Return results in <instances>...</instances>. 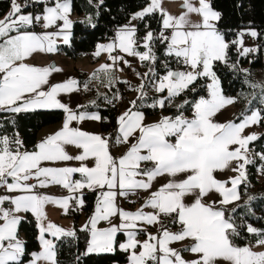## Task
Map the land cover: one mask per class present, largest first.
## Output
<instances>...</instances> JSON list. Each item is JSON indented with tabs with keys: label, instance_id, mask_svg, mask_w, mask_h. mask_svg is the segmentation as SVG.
<instances>
[{
	"label": "snow or ice",
	"instance_id": "snow-or-ice-1",
	"mask_svg": "<svg viewBox=\"0 0 264 264\" xmlns=\"http://www.w3.org/2000/svg\"><path fill=\"white\" fill-rule=\"evenodd\" d=\"M103 3L98 0L97 7ZM36 4L43 6L41 12L25 11ZM182 9L172 14L163 7V0H147L108 43L97 45L93 55L106 54L108 60L92 78L102 74L101 83L108 88L127 83L115 74L123 71L121 64L131 66L126 56L136 57L148 65L147 72L137 73L141 83L133 90L139 93L138 99H147L149 88L158 94L147 107L163 110L171 106L185 92H195L197 81L204 78L210 81L207 96L191 103L186 99L175 105L174 114L151 123H145L144 112L133 100L116 118L113 139L79 126L85 121L104 122L99 111L89 110L96 107L95 101L73 108L60 99L91 90L89 83L82 85L74 77L52 83L53 74L63 69L27 62L35 53H55L61 44L71 46L72 0H25L23 4L11 0L10 11L0 19V264H60L58 242L65 237L79 239L77 232L85 234V247L73 264L117 251L126 254L127 264H264V250H256L264 249V229L238 223L237 208L228 207L241 199L240 186L248 183L250 165L259 161L264 174V151L251 147L262 137L255 132L246 134V129L264 125V83L248 80L249 70L239 63L260 51L258 45L247 46L245 37H264L249 28L227 39L217 27L221 13L213 8L212 0H182ZM156 15L160 16L159 31L145 24L144 35L138 37L132 21ZM86 22L96 27L91 17ZM37 24L43 31L34 30ZM156 44L164 46L163 55L172 58L178 68L165 62V73H156ZM232 48L236 61L229 55ZM216 63L244 75L253 99L259 92V107H251L249 101L247 111L235 120L215 119L238 99L224 94ZM104 99L114 105L121 97L109 99L105 94ZM186 106L190 117L185 115ZM38 110H60L64 120L59 130L29 150L19 133L9 135L5 125L15 124L9 117ZM113 143L127 145V150L116 157L111 151ZM76 175L80 178L74 179ZM161 178H165L162 183ZM51 186H61L68 195L54 197L39 191ZM85 190L97 194L96 203L79 229H66L48 220L45 209L49 204L60 207L65 215L82 210ZM141 191L147 196L136 211L117 203L118 197ZM29 214L37 222L39 251L29 252L20 236ZM150 227L155 231H148ZM242 230L256 237L254 244L235 243ZM121 234L125 239L119 238ZM141 235L145 238L140 239Z\"/></svg>",
	"mask_w": 264,
	"mask_h": 264
},
{
	"label": "trees",
	"instance_id": "trees-1",
	"mask_svg": "<svg viewBox=\"0 0 264 264\" xmlns=\"http://www.w3.org/2000/svg\"><path fill=\"white\" fill-rule=\"evenodd\" d=\"M147 0H104L102 5L98 4V0H72V9L77 13H94L96 15L95 25L91 27L88 23L82 20L75 19L72 27V43L71 46L60 45L62 51L71 57H75L83 52L90 51L98 40L108 39L113 37L117 27L123 25L138 9L142 8L146 4ZM11 0H0V16L10 6ZM37 5V4H36ZM34 5V10L36 8ZM213 8L221 13V19L217 24V27L226 34V38L229 40L235 39L236 34L244 28L256 27L260 32L264 28V0H212ZM26 10V9H25ZM98 13V15H97ZM145 24L149 25L154 31L160 29V16L146 17L143 21H137V36L142 37L145 32ZM239 29V31H238ZM155 53L157 61L155 69L157 73H165L166 69L163 67L167 62L171 68H178L179 66L170 57H165L164 46L156 44ZM230 58L232 61H236V49L230 50ZM251 65H260V56L250 60V57L242 58L239 63L240 66L249 63ZM215 70L219 77L223 91L225 95H235L238 98V105L242 96L241 92L246 89L247 86L244 83V75L239 72H233L230 67H227L221 63L215 64ZM242 68V67H241ZM208 79H200L196 84L195 92H185L178 97L180 103L184 100L193 102L199 96H207ZM175 105L172 104L165 109L172 115L175 112ZM259 107V105H253ZM99 110L100 114L105 117L103 123H101L102 129H110L109 136H115L116 134V115L117 108L114 105H99L94 107ZM91 108V109H94ZM249 107L237 108L231 117V120H235L242 112L247 111ZM144 110L147 113H152L158 109L145 107ZM63 112L60 110H38L31 113H20L14 117H9L15 121V124H6L5 131L10 135L15 130L19 133L20 138L23 139L25 147H32L36 140V133L42 126L57 122L63 117ZM185 115H190V108L186 106ZM262 129L258 132L262 138L251 145L255 152L264 151V125H261ZM250 165L248 167V183L247 185L240 186L241 199L235 204L229 205V209L237 208L235 213V219L238 223L252 224L256 227L264 229V191L253 192L251 186L259 182L258 179V166ZM85 206L83 207L85 212H89L93 206L96 193L91 191L84 192ZM249 197L255 199L249 200ZM74 218V225L76 229L78 226L77 211L69 212ZM175 229V228H174ZM20 232L24 234V240L26 241L27 250L29 252L36 251L39 243L37 239V226L36 220L30 214L27 215L25 223H22ZM79 239H73L70 237L62 238L57 246L59 249L58 259L60 264H73L74 257L78 252H83L85 247V234L77 232ZM121 237V236H120ZM256 240V237L251 234H247L242 230L241 236L236 238L235 243L242 245ZM127 261L125 253L117 251L115 254H106L100 256H89L82 259L81 264H112L113 262L123 263Z\"/></svg>",
	"mask_w": 264,
	"mask_h": 264
},
{
	"label": "crops",
	"instance_id": "crops-1",
	"mask_svg": "<svg viewBox=\"0 0 264 264\" xmlns=\"http://www.w3.org/2000/svg\"><path fill=\"white\" fill-rule=\"evenodd\" d=\"M181 2H182V0H163V7L168 12H170L172 14H179V13H181L179 10V8L182 7ZM19 3H20V0H19ZM42 7H43L42 5L37 4L35 10L34 9L31 10L30 8H27L25 11L39 13L42 11ZM139 10H141V8L138 9L137 11H139ZM9 11H10V6L5 11V13L0 16V19H2L4 17V15L6 13H8ZM134 13H132V14H134ZM88 17H91L92 23H95L96 15L94 13H77L72 9L71 19L73 21L75 19H79V20H82L85 23H87L86 21H87ZM193 19H198V17H193ZM128 23H129V19L123 25L128 24ZM132 23L136 25L137 21H132ZM119 27L116 28L115 32L117 31V29ZM52 30L53 29H49V31H52ZM35 31L41 32V31H43V29L41 28L40 30H35ZM71 31H72V29H71ZM112 38L113 37L108 38V39L98 40L95 43V45L90 49V53L92 54L91 56H89L85 52H83V53H81L75 57H71V56L66 55L62 51V49L59 48V51H57L55 53H39V52L35 53V54H33V56L31 58H29V60L27 62L30 64L38 65V66H47V65L55 64L59 68L63 69L62 72L53 74V76L51 78L52 83L64 81L69 77L76 78L78 81L81 82L82 85H83V83H89V87L91 89L89 91L73 92L71 95H62L60 97V99L63 102L69 103L73 108H75L77 104L89 105L93 101H95L96 106L105 105V103H107V102L104 99V95L107 94L108 98H112L113 95H119L121 97V99H119L115 105V107L117 108L116 118L118 117V115L121 112H123L127 107L130 106V102L133 100L137 101V104H138L140 111L144 112L145 123L154 122V121L158 120L162 115H171L166 109H163V110L158 109L157 111H154L152 113H147L144 110V108L147 107V105L152 102L153 97L157 96L158 94L155 93L151 88H149V89H146L147 99H145L144 101H140L138 99L139 93L137 91L133 90L136 86H138L141 83V80L137 76V73L147 72L148 71V65L145 62L139 61L138 58H136V57L126 56V59H128L130 61L131 66L129 67L127 65L121 64L120 68H122L123 71H118L115 74L118 80L126 81L127 84L131 86V89H129L128 92L121 93L117 87L118 83L115 84V86L112 88L106 87L105 84L101 83V79L103 78L102 74L100 76H98V78H96V79L92 78V74L94 72H97V70L100 68V66L108 60V56L106 54H102L100 57H95L93 55V53L96 51L98 44H106ZM140 50L143 51V48H141ZM155 71H156V69H155ZM156 73H157V71H156ZM157 74L162 76L164 73H157ZM209 82L210 81L208 80L207 84ZM130 86H129V88H130ZM226 96L237 98V96H235V95H226ZM198 98H196V99H198ZM173 104H180V100L178 99V97L174 100ZM236 107L238 108V99H237V102L235 104H232V105L225 107L219 114H217L215 119L219 122L230 121L232 115L234 114V112L236 110ZM254 108H256V107H254ZM89 110L90 111H99L96 108L89 109ZM190 116H191V111H190L189 117ZM63 120H64V114H63V117L61 118V120H59L57 122L46 124V125L42 126L41 128H39L37 133H36V140H35L34 145L36 143H38L40 140L44 139L47 135L52 134L55 131L59 130V128L62 126ZM74 126H76V125H74ZM79 126L82 127L86 131L99 132V133L104 134L100 122L85 121L82 125H79ZM261 129H262V127H260V126H253V127L246 129V134L251 133V132H255L257 134V130L260 131ZM14 132H17V131L15 130ZM105 136H109V135H105ZM114 137L115 136H113V139H114ZM34 145L32 147H26V148H28L30 150L34 147ZM127 147H128L127 145H116L113 143L112 148H111L112 154L114 156L118 157V156L122 155L127 150ZM69 151L74 153L76 150L74 148H69ZM228 175H230V173ZM79 178H80L79 175L74 176V179H79ZM220 178H225V177L221 176ZM164 179L165 178H161V180L159 182L160 183L164 182ZM32 182H35V181H32ZM39 191L41 193L49 194V195H52L54 197H61V196L68 195V194L61 193L58 190L57 186H51V187H48L45 189H39ZM86 191L87 190H85L84 192H86ZM96 196H97V194H96ZM96 196H95L93 206L88 213L85 212L84 209L77 211V212H79L78 220H77L79 227L82 224H84L87 221V219L89 218V216L93 213L94 205L96 203ZM146 196H147V193L141 191V192L137 193L136 195H131L127 198H119L118 197L117 203L121 207H123L124 209L134 212L141 207V205L144 202V198H146ZM45 210H46V213L48 216V220L55 222L57 225L63 226L66 229H71V228L75 227L73 216L70 213L67 215L63 214L62 209L60 207L53 205V204H49L46 206ZM36 226H37V222H36ZM101 226H106V225L102 224ZM254 227H256V226H254ZM256 228L261 229L259 227H256ZM173 230H175V229L173 228ZM148 231L154 232L155 229L150 227L148 229ZM20 236H22V238L24 239V234L22 232H20ZM37 236H38V227H37ZM119 238L121 240L125 239L123 234H121V237H119ZM144 238L145 237L143 235L140 236V239H144ZM38 243H39V241H38ZM248 243L254 244L255 240L248 242ZM243 245L244 244H242L240 246H243ZM182 246L183 245H181V244H174L173 245V247H177V248L182 247ZM39 250H40V244H39L38 249L36 251H39ZM256 250L260 251V250H264V249L258 248ZM185 257L191 258L190 254H188V253H185ZM112 264H127V261H125L123 263L113 262Z\"/></svg>",
	"mask_w": 264,
	"mask_h": 264
},
{
	"label": "rangeland",
	"instance_id": "rangeland-1",
	"mask_svg": "<svg viewBox=\"0 0 264 264\" xmlns=\"http://www.w3.org/2000/svg\"><path fill=\"white\" fill-rule=\"evenodd\" d=\"M182 3V2H181ZM180 12L183 11L182 7L179 8ZM252 29H255L257 32L258 29L254 26L250 27ZM249 29V28H247ZM240 31H244L243 29H241ZM239 31V32H240ZM261 34L262 37H264V28L259 32ZM245 44L247 46H260V51L254 53V54H250V60L256 58L257 56H260V60L261 63L260 65H251L250 62L244 65H241V67L243 69H247L249 70V75L247 76V79L250 81H255L257 83H264V39H260V40H254L252 38L251 41H245ZM130 86V85H129ZM131 89V86H130ZM253 90L250 88H244V90L241 92L240 96H242V100H240L238 107H249V101H251V107L253 105H259V92L256 91L255 92V96L257 97L256 99H253ZM258 130H257V134H258ZM258 179L259 182L253 186H251V190L253 192L257 191V192H261L264 191V174H261L259 171V166H258ZM22 237V236H21Z\"/></svg>",
	"mask_w": 264,
	"mask_h": 264
},
{
	"label": "built area",
	"instance_id": "built-area-1",
	"mask_svg": "<svg viewBox=\"0 0 264 264\" xmlns=\"http://www.w3.org/2000/svg\"><path fill=\"white\" fill-rule=\"evenodd\" d=\"M25 2V0H20V3L21 4H23ZM31 10H33L34 9V6H32V7H29ZM41 29V26L40 25H35L34 26V30H40ZM243 30H247V28H244ZM238 31H239V29H238ZM252 40V38L250 37V36H246L245 37V41H251ZM87 55H89V56H91L92 54L90 53V51H86L85 52ZM117 87H118V89H119V91L121 92V93H125V92H128L129 91V85L127 84V83H118L117 84ZM109 99H111V98H109ZM107 102V101H106ZM117 102V101H116ZM116 102L114 103V106L116 105ZM108 104V103H107ZM109 105H113V104H109ZM103 133L105 134V135H109L110 133H111V130L110 129H105V130H103ZM57 188H58V190L61 192V193H63V194H68L67 193V191L66 190H64L61 186H57Z\"/></svg>",
	"mask_w": 264,
	"mask_h": 264
}]
</instances>
